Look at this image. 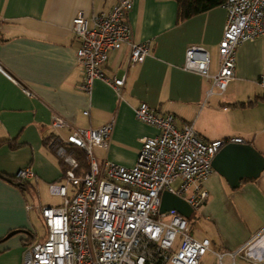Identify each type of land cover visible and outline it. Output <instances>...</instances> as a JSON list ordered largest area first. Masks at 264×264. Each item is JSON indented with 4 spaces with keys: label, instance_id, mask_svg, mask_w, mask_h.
Masks as SVG:
<instances>
[{
    "label": "crops",
    "instance_id": "0c3cea01",
    "mask_svg": "<svg viewBox=\"0 0 264 264\" xmlns=\"http://www.w3.org/2000/svg\"><path fill=\"white\" fill-rule=\"evenodd\" d=\"M117 1L0 0V172L12 178L31 166L36 174L26 181L28 189L0 177V264H23L28 244L47 234L39 232L36 217L42 216L29 204L62 203L50 185L61 182L65 165L48 142L70 130H55L53 115L85 128L114 119L108 147L96 146L95 152L100 161L127 167L135 166L142 140L160 133L137 118L142 102L174 114L179 128L192 124L203 140L242 137L264 155V34L239 46L236 77L223 93L214 87L209 94L212 80L182 67L187 47L200 44L210 52V73H218L223 5L178 21L177 0H135L128 20L134 40L150 44L149 55L131 64L126 45L109 52L103 72L110 80L125 77L121 96L104 79L94 81L91 96L82 89L73 18L108 12ZM88 108L90 116L83 113ZM205 186L208 199L196 210L207 224L194 237L210 239L217 251L235 250L264 229V170L236 188L214 170ZM242 259L236 261L244 264Z\"/></svg>",
    "mask_w": 264,
    "mask_h": 264
},
{
    "label": "built area",
    "instance_id": "2783aa9c",
    "mask_svg": "<svg viewBox=\"0 0 264 264\" xmlns=\"http://www.w3.org/2000/svg\"><path fill=\"white\" fill-rule=\"evenodd\" d=\"M135 0H118L108 12L86 16L78 12L71 29L79 40L77 61L83 67L82 89L92 95L96 79L107 80L121 96L125 77H105L103 65L111 50L126 45L130 63L143 62L150 53L148 42H136L128 20ZM227 19L219 43L220 67L210 73V52L200 44L187 47L183 69L212 80L220 93L236 77L239 46L264 34V0H226ZM28 95L31 91L25 90ZM90 116L88 108L83 112ZM138 119L155 126L160 133L142 140L133 167L97 158L95 147L107 148L114 119L99 127H75L63 116L53 115L55 130L68 129L66 137L53 135L48 145L64 163L61 182L50 185L61 196L59 206L36 207L47 226L43 239L28 244L23 264H205L203 257L214 254L215 264H240L241 257L264 264V229L235 250L217 251L208 238L190 234L189 219L171 209L160 212L163 192L183 197L194 210L208 199L205 182L213 174V158L231 142L242 137L203 140L192 124L179 128L172 113L161 114L142 102ZM86 154L88 169L82 170L75 149ZM31 166L18 170L16 177H35ZM71 189V193L69 192ZM171 215L169 221L164 216ZM229 258V262L225 261Z\"/></svg>",
    "mask_w": 264,
    "mask_h": 264
},
{
    "label": "water",
    "instance_id": "95a60500",
    "mask_svg": "<svg viewBox=\"0 0 264 264\" xmlns=\"http://www.w3.org/2000/svg\"><path fill=\"white\" fill-rule=\"evenodd\" d=\"M212 165L214 170L227 179L231 187L236 188L245 177L254 179L260 176L264 170V155L248 142H231L223 146L215 155ZM0 177L11 180L1 172ZM171 209L187 218H190L195 211L183 197L166 190L162 195L160 212L165 213Z\"/></svg>",
    "mask_w": 264,
    "mask_h": 264
},
{
    "label": "trees",
    "instance_id": "16d2710c",
    "mask_svg": "<svg viewBox=\"0 0 264 264\" xmlns=\"http://www.w3.org/2000/svg\"><path fill=\"white\" fill-rule=\"evenodd\" d=\"M226 0H177L178 3V21H185L195 15L209 11L210 9L223 5ZM5 140H0V145ZM76 155L81 162L82 170L88 169L86 154L83 150L75 149ZM66 167V166H65ZM64 167V171H65ZM11 181L16 183L19 187L28 189L26 181L18 179L16 176H12Z\"/></svg>",
    "mask_w": 264,
    "mask_h": 264
},
{
    "label": "rangeland",
    "instance_id": "374dc122",
    "mask_svg": "<svg viewBox=\"0 0 264 264\" xmlns=\"http://www.w3.org/2000/svg\"><path fill=\"white\" fill-rule=\"evenodd\" d=\"M56 204L54 205H60V200L56 199ZM198 211L195 210L194 213L192 214V216L189 219V227H190V234L193 236H199V233L197 231H201L203 228L204 223L207 224V221L204 220L203 217H199ZM171 218V215H167L164 216V220L169 221ZM36 226L39 229V232L41 234H44L47 231V226L45 224V221L43 218H38L36 217ZM212 247V246H211ZM203 260L207 263V264H212V262L215 260L214 256H212L210 254V252H208V254H206V256L203 258ZM243 260V259H242ZM244 264H256L254 262L251 261H247V260H243L242 261Z\"/></svg>",
    "mask_w": 264,
    "mask_h": 264
}]
</instances>
